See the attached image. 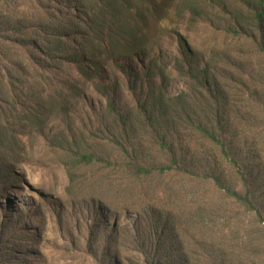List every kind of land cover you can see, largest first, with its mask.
Segmentation results:
<instances>
[{
    "label": "rangeland",
    "instance_id": "obj_1",
    "mask_svg": "<svg viewBox=\"0 0 264 264\" xmlns=\"http://www.w3.org/2000/svg\"><path fill=\"white\" fill-rule=\"evenodd\" d=\"M219 1L169 0L172 20L152 42L148 58H132L115 66L104 55L103 71L97 72L102 77L98 80L78 81L81 77L73 64L52 69L48 90L52 97L67 90L73 108L70 116L44 111L46 119L41 121L39 103L45 106L42 101L33 105L23 99L15 102V107H5L7 141L0 139V264H118L114 257L120 259V264H144L134 236L142 241L145 229L156 225L163 213L173 223L171 236L180 240V225L193 200L213 201L212 206H222L227 210L223 216L242 218L244 229L255 226L258 211L264 227V122L259 129L252 119L253 126H240L237 135L249 140L251 155H260L252 164L254 172L248 186L227 162L220 161L218 165L217 174L224 186L250 199L253 209L248 211L235 200L223 198L224 194L211 181L179 175L130 180L129 184L128 177L117 169L102 162L78 164L72 159L75 153L61 149L66 145H62L65 134L70 143L80 145L84 152L95 151L103 158L102 152L110 146L99 140L102 135L97 132L96 122L104 114L108 98L115 99L124 114L143 122L148 111L145 96L152 90L164 111L172 107L171 99L180 95L200 98L203 90L195 79L198 73L194 68H204L206 64L216 69L231 104L243 101L248 106L240 108L243 114L256 115L254 100L262 103L257 112H264L261 55L253 43L236 48L233 39L223 34L230 15L217 11ZM226 2L228 12L239 8L235 0ZM22 11L23 8L19 12ZM181 42L190 59L184 57ZM70 52H75L73 46ZM240 56L243 61L226 63L228 58ZM162 73L166 77L161 78ZM30 84L32 81L18 88L22 90ZM84 97L93 101V108L82 104ZM234 108L229 107L228 113L238 109ZM30 111L36 117L28 116ZM229 132L234 135L238 130ZM152 156L156 166L165 162L155 154ZM125 182L128 189H119L118 184ZM176 246L168 244L166 254L172 259L178 255ZM186 252L189 260L197 261L194 249Z\"/></svg>",
    "mask_w": 264,
    "mask_h": 264
},
{
    "label": "trees",
    "instance_id": "obj_2",
    "mask_svg": "<svg viewBox=\"0 0 264 264\" xmlns=\"http://www.w3.org/2000/svg\"><path fill=\"white\" fill-rule=\"evenodd\" d=\"M18 1L0 0V139L6 141L5 107L14 106L17 101L24 99L33 105L45 102V106L39 103L43 109L39 110L41 121L45 118L44 111L70 116L73 108L67 90L57 92L58 97H52L48 90L53 79L52 69L73 64L81 77L78 81L98 80L102 77L97 72L103 71L104 55L115 66L132 58L147 59L152 42L172 20L169 0H27L24 5ZM235 6L239 8L228 12L226 0L216 4L219 13L230 15L223 34L233 39L236 48L253 43L264 66V0H235ZM183 45L181 42L180 47ZM182 53L190 59L185 49ZM239 59L243 61L244 57H230L226 63L237 64ZM194 69L198 73L195 79L203 90L200 98L180 95L171 99L172 107L164 111L161 100L152 90L145 96L148 111L143 122L124 114L116 100L108 98L104 114L96 122L97 132L102 135L99 140L110 146L102 152L103 158L95 151L84 152L80 145L70 143L65 134L62 145H66L61 147L62 151L75 153L72 159L78 164L105 163L127 176L129 184L130 180L179 175L211 181L224 194L223 198L235 200L247 211L253 209L250 199L226 188L217 172L220 161L227 162L237 170L243 183L249 185L254 172L252 164L260 155H251L249 140L237 135L242 129L240 126L247 129L253 126L252 119L261 128L264 112H257V108L262 103L253 101L256 115L243 114L241 109L248 106L243 101L231 104L215 68L206 64L204 68ZM160 77L166 75L162 73ZM29 81L32 84L27 88H18ZM82 99L87 109L94 107L93 101L87 97ZM229 107L238 109L229 114ZM33 113L28 112V116L36 117ZM233 130L238 133L229 132ZM152 154L165 162L156 166ZM70 176L73 177L71 171ZM128 183H120L118 188L128 189ZM179 194L181 197V190ZM212 203L193 200L188 205L189 214L180 225V240L171 236L173 223L163 213L156 225L145 229L142 241L134 236L144 264H264L261 214L256 211L255 226L244 229L242 218L225 217L227 210ZM170 243L177 245L178 255L174 259L166 254ZM187 249L190 252L194 249L197 261L187 258ZM114 260L120 264L118 257Z\"/></svg>",
    "mask_w": 264,
    "mask_h": 264
}]
</instances>
